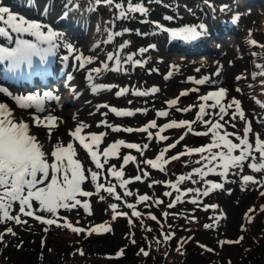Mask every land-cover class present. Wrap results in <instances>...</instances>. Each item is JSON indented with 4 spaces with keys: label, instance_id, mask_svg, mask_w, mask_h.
I'll use <instances>...</instances> for the list:
<instances>
[{
    "label": "rangeland",
    "instance_id": "374dc122",
    "mask_svg": "<svg viewBox=\"0 0 264 264\" xmlns=\"http://www.w3.org/2000/svg\"><path fill=\"white\" fill-rule=\"evenodd\" d=\"M11 1V0H10ZM9 0H0V6L8 7L10 11L19 16H23L30 21L39 22L42 29H50L57 35V28L61 15V5L53 6L48 0H21L19 4L10 2ZM13 1V0H12ZM125 3L124 1H120ZM242 6L256 7L257 5L264 6V0H243ZM28 11H33V17L27 16ZM50 19L47 20V17ZM152 14H149L151 16ZM260 18V17H259ZM254 13L244 17L245 28L250 29V40L245 36L237 33L235 40H228L229 35L223 33H211L205 30L197 29L198 23H190L183 27H196L200 35L191 41L175 40L168 33L167 39L158 43L156 52L163 54L164 60L158 61L155 65L133 66L132 64H123L122 71L112 72L104 71L103 64L106 62V56L109 53H116L123 58L132 53H136L135 59H138L139 49L143 48L144 43L149 41L148 36L142 37L135 34L136 27H131L127 20V27L118 29L121 36L115 37L114 42L110 43L104 51H96L94 55L97 57L99 53H106L104 60L94 59L93 56L85 55L84 50H91L89 47L88 37L85 30L80 28L73 30V34L69 38L58 39L57 35L53 38L56 47L48 52L47 49L51 46L48 42L36 40L35 38L25 35L23 39L29 40L37 44L40 52L32 57V65L22 64L16 70L15 75L7 71V61H0V87H6L16 96L38 95L43 101L45 111L37 113L34 109H21L16 102L7 95L0 94V102L9 104L13 108L14 114L25 121H31L36 115H54L58 118V127L53 130L51 140L48 139L47 130L44 127H37L34 124L31 126V132L36 134L38 138L45 144V149L50 151L51 145L60 139L65 144L71 141L68 135L69 130H74L79 124H87L89 127L85 129V133H100L107 132L108 135L104 138L101 144V151L108 144L124 139L126 142L150 143V149L145 152V156L141 157L135 150L121 148V156L126 154L136 155L138 161L144 158H154L158 151L164 148L167 144L178 140L181 135H184L186 129H168L163 133L169 139L164 142L157 143L155 140L149 142L144 133H114L110 128L97 127L101 120H107L109 124L121 127H140L144 126L152 120H156L158 125L170 122L175 119L180 120H195L198 112V105L201 103L199 96L206 94L209 91L218 90L223 87L227 90V95L222 103H231L235 98L241 102L242 110L245 113V120H240L237 117L231 120L230 116L225 117V124L222 131L236 133L243 136V131L246 122L251 124V132L249 140L255 144L256 136L264 140V20L259 19ZM241 19V18H240ZM243 19L240 21L242 22ZM129 23V24H128ZM127 29V31H125ZM144 32V30H141ZM140 33V32H138ZM47 34V33H45ZM14 38H15V34ZM203 36V37H202ZM202 37V38H201ZM234 39V38H233ZM249 39V37H248ZM128 42L127 47L120 49V45ZM105 45V42L101 43ZM68 45H71L73 51L69 52ZM0 46L14 48L15 44L9 42L5 37L0 36ZM109 47V49H108ZM144 49V48H143ZM78 56H82L85 60L84 66H79ZM67 57V59H65ZM102 58V56H100ZM88 58H91L92 63H87ZM110 66H114L113 62H108ZM100 67L99 74L92 70ZM256 68H258L256 70ZM253 71H259L253 73ZM91 73V79L89 74ZM170 78L165 79L166 76ZM253 74H256L255 77ZM27 77V78H26ZM208 78V82L204 85H196L192 82L195 79ZM26 78V79H25ZM189 78H192L190 80ZM255 82V83H254ZM103 84L109 86L107 90L93 91L92 84ZM152 87L159 88V92L148 96H135L131 93L117 97L115 92L121 88H129L130 90H148ZM197 88L199 91H192ZM239 89V91H237ZM187 91L188 94L181 96L180 93ZM178 98L179 103L175 107L169 109L165 103L167 100ZM131 101V103H129ZM208 103H211L209 101ZM109 105L123 110L147 109L145 112H137L131 117H120L111 113L109 108L99 107V105ZM193 105L189 112H178L176 107L184 108ZM159 110L169 111V116L161 118L156 115ZM212 111V110H210ZM233 111L232 109L229 110ZM108 113L107 116L102 115ZM211 117H205L210 119ZM223 123V121H222ZM235 124V127L231 125ZM195 131H203L204 127L198 122L193 125ZM155 132V130H151ZM233 142L238 143L235 140ZM210 142L209 137L196 136L192 133L184 135V139L177 144L176 148L171 149V153H166L167 157H171L185 150V146L199 147ZM74 146L77 148L78 157L81 158L85 168L91 167L96 170L91 163L90 158L80 149L78 143ZM235 154H239L236 152ZM259 157V153H254ZM199 154H193L191 157L183 156L180 160L171 161L166 165L167 172L162 173L158 170L150 169L147 165H141L146 171H149V177L143 182H134L128 187L133 192L139 194H149L155 198L164 201L159 207L152 206L144 207L143 204L137 206V210L142 213L151 212L157 216L160 224L152 221L144 216L145 224L152 229L150 232L144 231L139 220L132 217L134 226H130L129 217L119 215L115 220L112 219L113 212L108 207L112 203H117L118 212L129 213L131 210L126 208L121 201H116L113 197L101 192L106 199L101 201L96 195L92 197L81 198L87 200L91 206V215L82 208L58 211V223L63 224L69 221L75 227H83L86 229L84 233L75 234L69 229L57 227L55 224L51 226L43 225L32 217L21 216L23 220H27L26 225H19L18 230L23 235L31 237L33 241H41L44 238L55 239L59 246L80 243L83 247L108 248L117 246L121 238L125 234L134 233V239L141 240L142 246H149L152 242L162 238V233L174 232L178 236L179 243H190L193 250L211 259V264H264V212L260 211V207L264 206V196L260 193L264 191V184L243 183L242 177L251 175L254 180H264V171L254 172L247 166L242 169H232L225 180L224 177L218 175H209L207 180L212 182H221L224 184L223 190H214L208 197H201L199 204L189 202L179 203L174 208H167V204L172 202L173 197H164V191H168L167 187L162 184L154 185L149 188L148 185L153 180L158 181H175L180 174H187L193 168L200 167V164L193 163L199 160ZM185 161H193L185 164ZM109 164L116 165L117 168L122 164V159L112 158ZM108 165H105L107 169ZM125 178L133 177L137 174L136 166L129 163L124 167ZM87 175V172L85 173ZM105 175L107 173L105 172ZM196 179L197 177H193ZM112 183H117L114 178L108 177ZM104 182V179H101ZM187 186V187H186ZM204 188L207 187L203 182L192 184L190 181H185L181 184V189L187 188ZM83 190L92 191L93 186L90 180L85 181L82 185ZM118 192L122 193V189L117 188ZM195 198V194H189L185 200ZM127 202H135L136 197H127ZM205 205H217L218 207L208 208L205 210ZM34 209H38L37 202H33ZM18 204L13 206V214H18ZM250 209L254 211L250 212ZM164 211L171 212L170 216L164 217ZM38 214L45 218H51V215L44 212ZM247 214V215H246ZM184 216L186 224L183 227H169L174 223L176 217ZM170 217V218H169ZM218 217L219 219H213ZM248 217H251L249 219ZM194 218V219H193ZM0 224V231L8 224ZM99 224H105L111 227V232H93L88 234L87 230ZM212 225L206 228L205 225ZM243 226V230H242ZM47 227L48 231L43 229ZM243 236V240L236 244H221V241H235ZM145 243V244H144ZM178 243V244H179ZM201 245L205 247H201ZM151 246V245H150ZM212 249L213 251H208ZM154 254V253H153ZM153 256V255H152ZM105 264H110L108 260L100 259ZM174 261V262H173ZM179 262L178 255H171L167 264H176ZM203 261H187L184 264H204ZM31 264H39L36 259H33Z\"/></svg>",
    "mask_w": 264,
    "mask_h": 264
},
{
    "label": "snow or ice",
    "instance_id": "6c2138e0",
    "mask_svg": "<svg viewBox=\"0 0 264 264\" xmlns=\"http://www.w3.org/2000/svg\"><path fill=\"white\" fill-rule=\"evenodd\" d=\"M105 3L112 5L116 10L117 19H126L132 13L146 14L147 9L140 3L128 2L120 3L118 0H97V3ZM166 19H172L166 17ZM157 27L164 32H169L171 37L180 41L195 40L200 33L196 27H181L174 30L163 28L157 24ZM203 27V26H200ZM127 31V29H125ZM47 33V34H45ZM15 34V38L14 35ZM123 33L114 32L109 35V41L113 37L121 36ZM25 35L31 36L36 40L48 42L51 46L47 49L51 52L55 47L53 38L57 35L50 29H42V25L36 21H30L23 16H19L10 11L8 7L0 6V36L5 37L9 42L14 43V48H8L0 46V61H7V71L13 76L17 69L22 64L32 65V57L38 55L40 49L37 44L29 40L23 39ZM128 42L120 45V49L127 47ZM69 52L73 51L71 45H68ZM147 49H139V53L143 54ZM136 53L129 54L121 58L116 53H109L106 56V62L103 64L104 71L120 72L122 71L123 64H132L133 66H142L143 61L135 59ZM67 59V57H65ZM77 60L80 62L79 66L83 67L85 60L82 56H78ZM108 62H113L114 66H110ZM87 63H92L91 58H88ZM99 74L101 68L97 67L92 70ZM91 79V73L89 74ZM170 78L166 76L165 79ZM192 80V78H189ZM196 85H204L208 82V78L192 80ZM109 86L103 84H92L93 91L107 90ZM192 91H199L194 88ZM239 91V89H237ZM159 92V88L152 87L148 90H130L129 88H121L115 92L117 97L124 96L131 93L135 96H148ZM0 94L10 96L21 109H34L37 113H43L45 111L43 101L38 95H26L16 96L9 91L6 87H0ZM187 91L180 93L181 96L187 95ZM227 95V90L220 87L218 90L209 91L206 94L199 96L201 103L198 105V112L195 120H180L175 119L170 122H166L162 125H158L156 120H152L144 126L140 127H121L109 124L107 120H101L97 127L110 128L112 132H126V133H144L147 140L151 142L155 140L157 143L164 142L169 139L167 135H164L168 129H186L184 135L192 133L196 136L209 137L210 142L199 146L189 148L185 146V150L179 152L171 157H167L166 153L169 150L176 148L177 144L184 139V135L173 143L167 144L164 148L158 151V154L154 158H144L143 160L137 159L136 155L126 154L121 156V148L135 150L141 157L145 156V152L150 149V143H136L126 142L124 139L116 140L101 151V144L104 138L108 135L107 132L100 133H85V129L89 126L87 124H79L74 130H69L68 135L72 138L71 141L66 144L57 139L54 144L51 145V150L45 149V144L41 142L36 134L31 132V126L34 124L37 127H44L47 130L48 139L51 140L53 130L58 127V118L54 115H36L33 116L31 121H25L24 119L17 117L14 114V110L7 103L0 102V224H7L13 222L17 225H26L27 220H23L21 216L32 217L36 221L43 225L57 227H63L69 229L72 233L80 234L86 231L83 227H75L69 221H65L63 224L58 223L57 213L59 210L77 209L82 207L88 215H91V206L87 200L81 198L92 197L96 195L101 201H104L106 197L101 195V192L106 193L108 196L113 197L116 201H121L123 205L130 209L129 213L118 212L117 203H112L108 207L113 212L112 219L115 220L117 216L123 215L129 217L130 226H134L132 217L139 220L144 231L150 232L152 229L148 227L144 222V216L148 219L156 221L160 224L157 216L151 212L142 213L137 210V206L143 204L144 207L150 208L152 206L159 207L164 203L162 199L155 198L149 194H139L129 189V185L134 182H143L145 178L149 177V171H146L141 165H147L150 169L158 170L162 173L167 172L166 165L171 161L180 160L183 156L191 157L193 154H199L200 159L196 161H185V164L193 162L200 164V167L193 168L187 174H180L176 177L175 181H158L153 180L149 183L148 187L152 188L154 185L162 184L167 187L168 191L163 192L164 197H173V191L175 192L172 202L167 204V208H174L179 203L189 202L194 205L201 202V197H208L214 190H223L224 184L221 182H212L206 179L209 175H218L227 177L232 169H242L247 162V166L254 172L264 171V140L259 136H256L255 144L250 142L249 134L251 132L250 122L245 123L243 136L236 133H229L222 131L225 124L229 121H225L226 116H230L231 120H235L239 117L240 120H245V113L242 110L241 102L235 98L231 103H222L223 99ZM211 101V103H208ZM131 103V101H129ZM169 109L175 107L179 103L178 98H173L165 102ZM99 107L109 108L111 113L120 117H131L137 112H145L147 109H135V110H123L116 107H110L109 105H99ZM194 106L189 105L184 108L176 107L178 112H189ZM232 109L233 111H229ZM212 110V111H210ZM102 115L107 116L108 113ZM156 115L161 118L169 116V111L159 110ZM205 117H211L205 119ZM223 121V123H222ZM201 124L205 130L195 131L193 125L195 123ZM235 127V124L231 125ZM155 130V132L151 131ZM235 140L238 143L233 142ZM78 143L80 149H82L96 170L91 167L85 168L81 158L78 157L77 148L74 146ZM239 152V154H235ZM254 153H259L257 158ZM117 158L122 159V164L119 168L116 165L109 164L110 159ZM129 163L136 166L137 174L133 177L125 178L124 167ZM105 165H108L105 169ZM87 172V175L85 174ZM105 172L107 175H105ZM108 177L114 178L117 183H112ZM193 177H197L194 179ZM104 182H101V179ZM90 180L93 186L92 191L83 190L82 185L85 181ZM243 183L249 182L264 184V180L256 181L251 175H245L242 177ZM185 181H190L192 184H198L203 182L207 187L202 188H187L181 189V184ZM117 188L122 189V193L117 191ZM195 194V198H189V194ZM264 196V191L260 193ZM135 196V202H127V197ZM33 202H37L39 207L34 209ZM18 204V214H13V206ZM217 208V205H205V210L208 208ZM250 212L254 209H250ZM260 211L264 212V206L260 207ZM39 212L48 213L51 218H45L38 214ZM162 215L166 218L169 216V212L164 211ZM247 215V214H246ZM251 219V217H248ZM194 219V218H193ZM213 219H219L214 217ZM170 227V226H169ZM206 228L212 227V225H205ZM45 232L48 228L43 229ZM243 230V226H242ZM112 229L105 224H99L87 230L88 234L93 232H111ZM6 234L15 236L16 233L12 227H7L4 232H0V243L4 242ZM131 243L135 244L134 233H129ZM175 235L174 232L162 233V239L157 240V243L169 241ZM243 240V236L239 237L235 241L225 240L221 241V244H233L240 243ZM42 246L44 241L42 240ZM21 245H17L19 248ZM201 247H205L201 245ZM179 250V249H178ZM213 251L212 249H207ZM140 253L144 256H148V251L140 249ZM80 254L83 255L82 250ZM123 250H120L117 255H123Z\"/></svg>",
    "mask_w": 264,
    "mask_h": 264
},
{
    "label": "trees",
    "instance_id": "16d2710c",
    "mask_svg": "<svg viewBox=\"0 0 264 264\" xmlns=\"http://www.w3.org/2000/svg\"><path fill=\"white\" fill-rule=\"evenodd\" d=\"M20 1L11 0L10 2L19 4ZM48 1L52 2L53 6L63 4V6L61 5V19L57 21L60 26L57 28V38L60 40L68 39L77 27L82 31L85 30L88 41H91L88 42L91 50H84L86 47L84 45L82 51H85V55L93 56L99 61L104 60L106 53H99L96 57L94 52L104 51L111 42H114V40L109 41V35L120 32L118 29L121 27L128 29V25L125 24L127 20L131 24L137 23L138 25H131V27H136L135 34L142 37L148 36L150 39L143 46L140 45V47L147 49L146 52L138 55L140 56L138 60L143 61L142 65L144 66H154L156 62L164 60L165 57L155 50L158 43L167 39L170 31H162L157 27V24L163 28L174 30L190 23H198L197 29L202 30V33L205 30L211 33H223L230 36L228 40H235V35L239 33L250 40L251 38L248 36L250 29L245 28L244 17L254 13L258 18L260 17L259 19L264 20V6L257 5L254 8L242 6L244 8H241L240 5L243 4L240 3H243V0H131L134 4H143L147 13H132L126 19H117L116 10L112 5L103 2L97 3V0ZM120 1H124L125 4L128 2V0H118V2ZM33 14V11L27 9V16L33 17ZM149 14L152 15L149 16ZM48 16L47 20L50 19V15ZM166 17L172 19H166ZM240 18L243 19L242 22ZM102 42L106 44L102 45ZM255 72L259 71H253V73ZM255 75L253 74L254 77ZM168 153L170 154L171 151L169 150ZM172 215L169 216L172 218ZM173 222V224L170 223V227H175L177 230V226L181 228L185 223L190 224L189 221L184 220L183 215L177 216ZM17 226L19 225L15 223L8 224L0 231L4 232L7 227H12L16 233L15 236L6 234L4 242L0 243V264H31L33 259H36L39 264H105L100 259L108 260L110 264H167L171 255H178L179 262L176 264H184L187 261H204V264H211V259L205 256L203 252L198 253L193 250L190 243L180 245L178 240L180 234H175L169 241L157 243V240L162 239L159 238L152 242L151 246H142L143 242L139 239L135 240V244L131 243L128 234L121 238L117 246L108 248L83 247L80 243H66L67 245L59 246L58 241L48 238L42 239L44 241L42 246V240L33 241L31 237L23 235L21 233L23 231L18 230ZM18 244L21 245L19 248L17 247ZM140 249L148 251L149 255L144 256L140 253ZM81 250L83 255L80 254ZM120 250H123L124 254L118 256L117 253Z\"/></svg>",
    "mask_w": 264,
    "mask_h": 264
}]
</instances>
